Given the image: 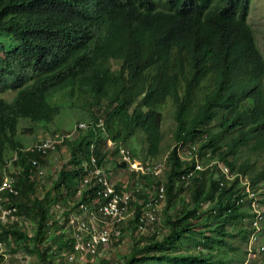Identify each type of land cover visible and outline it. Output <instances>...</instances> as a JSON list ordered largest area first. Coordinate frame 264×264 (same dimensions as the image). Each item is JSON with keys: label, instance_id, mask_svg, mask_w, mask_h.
Wrapping results in <instances>:
<instances>
[{"label": "trees", "instance_id": "16d2710c", "mask_svg": "<svg viewBox=\"0 0 264 264\" xmlns=\"http://www.w3.org/2000/svg\"><path fill=\"white\" fill-rule=\"evenodd\" d=\"M250 4L0 0V167L15 178L18 191L4 193L3 204L16 207V215L32 225L29 234L16 223L0 222V242L11 237L17 249L36 254L39 264H55V253L78 255L67 224L80 203L96 198L88 188L76 196L92 168L90 158L106 169V141L126 145L132 140L141 146L138 153L127 146L133 156L157 163L168 107L175 126L163 173L138 180L131 175L133 215L125 225H115L121 232L117 243L123 232L130 237L122 264H228L222 251L234 255L241 249L237 239L247 241L254 230L242 226L252 217L253 197L241 183L247 181L254 195L264 186V57L248 23ZM62 102L72 113L81 111L88 127L66 145L67 162L44 187L38 172L49 154L26 148L18 140V124H54L65 109ZM91 132L95 138L89 141ZM183 148L191 157H181ZM219 163L230 177L219 171ZM113 168L125 165L113 161ZM39 186L44 187L41 197ZM160 186L165 194L161 220L155 213L153 229H140L141 210ZM258 198L262 205L264 198ZM62 203L66 207L56 216L51 208Z\"/></svg>", "mask_w": 264, "mask_h": 264}, {"label": "rangeland", "instance_id": "374dc122", "mask_svg": "<svg viewBox=\"0 0 264 264\" xmlns=\"http://www.w3.org/2000/svg\"><path fill=\"white\" fill-rule=\"evenodd\" d=\"M248 23L252 27L255 35L256 43L260 49V51L263 54L264 57V0H251L249 14H248ZM60 96H55L56 100L59 99ZM54 98V99H55ZM68 100L67 98H65ZM61 105L65 106V109L63 111H60V113L56 116L54 120V124H48L45 125L43 123H39L38 125L31 124L28 120H20L18 124V132L17 137L20 142L24 144L26 148L31 147L34 143H36L40 138L51 136L50 132L55 133L57 135H60L61 142L57 146V148L53 151L48 152L49 155L47 158V164L43 165V176L40 180L41 185H46L49 187V184L53 179H55L56 174L59 172L61 167L64 163L67 162L68 159V153L71 154V151L67 148V144L69 142H74L76 139H78V136L81 134V131L78 130L79 122L83 126H81V129H85L83 121V114L81 111H78L76 113H72L67 108L68 103L62 102ZM87 124V123H86ZM175 121L173 117V113L170 108L166 107L163 110V121H162V131H163V142L161 151L159 153V156L157 159H155L153 162H161L165 163L167 155L171 149V137L174 130ZM32 130H31V128ZM37 127V128H36ZM88 140L92 141L94 140L95 136L94 133H88ZM98 137L102 138V134L100 131L98 132ZM77 143L81 145L80 147L83 148V142L80 140H77ZM135 149V151L138 153L140 150V144L135 143L132 140L127 141L126 145L131 146ZM182 158H187V155H185V148H183ZM140 160V159H139ZM113 161H116L117 163L120 162L118 157L115 154V151L113 149H110L107 161H106V170L111 173L112 182H115L120 186L121 189L126 190L128 192H131L135 186H133L135 176L132 178L130 176V173L127 170H121L117 168H113ZM45 162V163H46ZM151 162V161H150ZM85 164V163H84ZM73 165V161L71 163ZM222 165V164H221ZM74 166H71L73 168ZM0 172H2V178L4 176V170L0 167ZM229 174V171H228ZM45 187V186H44ZM44 187L38 188L37 195L40 197L42 196L44 191ZM258 196L261 198H264V186L259 187L258 189ZM144 191H147L144 189ZM184 192V191H183ZM259 199V198H258ZM59 205V208L57 207ZM65 205L62 203L60 204H54L51 208V212L55 213L56 216L60 211H63L65 209ZM164 207V201L161 202L159 209L157 211V219L161 220V211ZM201 207H204L202 205ZM263 214H264V202L262 204ZM131 210V209H130ZM133 211V210H132ZM52 213V214H53ZM131 216V215H130ZM129 216V217H130ZM127 221V220H126ZM126 221L123 223L125 225ZM250 221L251 218L248 217V219L244 220V223L242 226L244 227H250ZM17 224L21 229L27 231V233H32V225L29 223V219L26 218H18L16 221L9 222L8 225L11 224ZM5 224V223H4ZM65 225V224H64ZM240 224H237V227ZM67 226V225H66ZM153 226L149 224L148 226H144L143 229H149L152 230ZM230 228V227H228ZM68 229V228H67ZM232 230V227H231ZM161 233H165V227L160 226ZM54 233L49 235V237L46 239L49 241L53 237ZM121 238V239H120ZM119 238V242L117 243L115 239H113L111 242L107 243L106 245H100L95 248V251L93 253H86L89 252L86 249H80L81 252L76 255L75 253L67 254L63 252L64 254L61 256L60 254H53V262L55 264L63 263V264H100L103 260L106 261L107 264H122V258L124 255L128 254L130 249V237L127 232H123L121 237ZM248 238V237H247ZM11 241V237L9 241L7 242H0V264H39L38 258L36 254L25 252L22 249H17L14 244ZM248 241V239H247ZM246 239L245 241H242L241 239H237V243L240 244V248L234 255H232L231 251H222L225 253V257L228 258V264H243L245 260H242L243 256V250L242 247L246 246ZM76 245H80L79 242L74 243V247ZM194 241H192L189 246L191 249H193ZM264 246V222H262V233H259L255 240V246L256 249L260 246ZM244 246V247H245ZM70 255V256H68ZM67 257H70L69 260ZM231 257V258H229ZM246 257V256H245ZM258 260H261L262 263H264V251L260 254H257ZM137 264H170L167 262H156V261H141Z\"/></svg>", "mask_w": 264, "mask_h": 264}, {"label": "built area", "instance_id": "2783aa9c", "mask_svg": "<svg viewBox=\"0 0 264 264\" xmlns=\"http://www.w3.org/2000/svg\"><path fill=\"white\" fill-rule=\"evenodd\" d=\"M84 124V127L87 128L88 124ZM81 126L83 125L81 122H79L78 130L82 128ZM98 126H100V124ZM60 139H62L60 138V135L55 137H43L28 149L33 152L36 151L41 154H47L48 152L57 148L61 142ZM106 148L108 151H110V149L115 151L116 156L120 160L119 163H123L125 165V170L130 173V176L134 175L137 180L142 175L153 174L159 176L163 173L164 163H143L137 157L133 156L132 151L124 144H113V142L107 140ZM180 148L181 147H179V149ZM185 155H187L188 158L191 157L192 154L190 150L185 149ZM32 163L35 165L37 164L35 160H33ZM90 163L92 168L87 170L86 167L87 172L81 178L79 188L76 191V196L80 197L82 195V189L88 188L89 190L94 189L96 198L91 199L88 203H80L77 210L73 211L69 215L67 224L68 229L71 232V237L74 238L73 247L74 243L77 241L80 244L79 246L76 245L74 247L78 253L81 252L80 249H86L89 251L86 253H93L97 246L106 245L113 239L116 240L117 237L120 236L121 232L115 227V225L117 223L126 221L130 215H133L134 211V208L131 205L135 199L132 195L133 191L128 192L123 189L119 191L116 188L117 184L112 182L111 173L102 166H97L93 156L90 158ZM218 166L226 177H230L228 175L229 169L226 166L221 164ZM195 168H201L198 162L195 164ZM38 173L40 176H42L43 170L39 168ZM15 184V178L9 173L5 172L2 182L0 183V222L2 223L16 221L19 218V216L16 215V207L3 204V200L7 199V197H3L4 193L13 195L18 194V191L15 189ZM241 184L244 186L245 191L249 192V196L253 197V200L250 202V206L251 210L255 214L253 225L257 228L258 221L261 219V212L259 211L257 200L254 193L250 192L249 183L244 181ZM136 190L138 191V188ZM146 190L148 191L147 188ZM164 198V188L163 186H160L156 196L144 204L141 214L138 218V228L143 229L145 225L148 226L150 223L155 221V213H157L161 202L164 201ZM57 207L59 208V205H57ZM255 239L256 234L253 233L249 240L248 258L251 259H256L251 250L252 243L255 241ZM263 248V246H260L257 251L261 252L263 251ZM70 257H67V259L69 260ZM254 264L264 263L258 260Z\"/></svg>", "mask_w": 264, "mask_h": 264}, {"label": "clouds", "instance_id": "9594fccd", "mask_svg": "<svg viewBox=\"0 0 264 264\" xmlns=\"http://www.w3.org/2000/svg\"><path fill=\"white\" fill-rule=\"evenodd\" d=\"M127 146V145H125ZM129 148V147H128ZM116 162V161H115ZM219 164H222L224 165L223 163H219ZM225 166V165H224ZM227 167V166H226ZM228 168V167H227ZM219 171L221 172L220 168H219ZM230 171V170H229ZM222 173V172H221ZM224 175V174H223ZM229 175V174H228ZM230 176V175H229ZM118 185V184H117ZM119 186V185H118ZM255 198L257 200V204H258V208H259V211L261 212V219L258 221V226L257 228L253 225V220H254V212L251 210V208H249V211L250 213L252 214V217L251 218V221H250V227H254V230L249 234V237H248V241L246 243V257H245V262L243 264H254L256 261H258V258H257V254H260L261 252H258L257 249H259V247L256 249V246H255V241L252 243V247H251V250L255 256L256 259H251V258H248V253H249V240H250V237L253 233L256 234V237L259 233H262V222H264V214H263V209H262V205L259 203V200L257 198V195H255ZM251 207V206H250ZM256 240V239H255ZM262 246V245H261ZM264 247V246H263ZM263 251H264V248H263ZM261 261V260H260Z\"/></svg>", "mask_w": 264, "mask_h": 264}]
</instances>
